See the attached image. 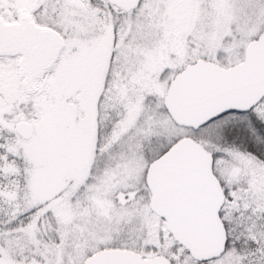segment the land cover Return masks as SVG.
I'll list each match as a JSON object with an SVG mask.
<instances>
[{"label": "snow or ice", "instance_id": "snow-or-ice-1", "mask_svg": "<svg viewBox=\"0 0 264 264\" xmlns=\"http://www.w3.org/2000/svg\"><path fill=\"white\" fill-rule=\"evenodd\" d=\"M0 264H264V0H0Z\"/></svg>", "mask_w": 264, "mask_h": 264}]
</instances>
